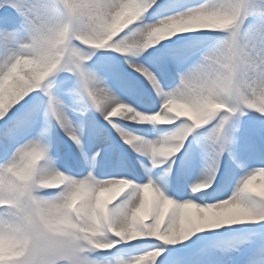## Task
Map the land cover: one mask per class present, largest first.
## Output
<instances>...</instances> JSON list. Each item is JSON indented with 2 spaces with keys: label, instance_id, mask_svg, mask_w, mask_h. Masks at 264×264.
I'll return each mask as SVG.
<instances>
[{
  "label": "snow or ice",
  "instance_id": "obj_1",
  "mask_svg": "<svg viewBox=\"0 0 264 264\" xmlns=\"http://www.w3.org/2000/svg\"><path fill=\"white\" fill-rule=\"evenodd\" d=\"M264 0H0V264H264Z\"/></svg>",
  "mask_w": 264,
  "mask_h": 264
},
{
  "label": "bare ground",
  "instance_id": "obj_2",
  "mask_svg": "<svg viewBox=\"0 0 264 264\" xmlns=\"http://www.w3.org/2000/svg\"><path fill=\"white\" fill-rule=\"evenodd\" d=\"M264 187V178H261L260 180L254 182L253 188L256 191H260L261 188Z\"/></svg>",
  "mask_w": 264,
  "mask_h": 264
},
{
  "label": "rangeland",
  "instance_id": "obj_3",
  "mask_svg": "<svg viewBox=\"0 0 264 264\" xmlns=\"http://www.w3.org/2000/svg\"><path fill=\"white\" fill-rule=\"evenodd\" d=\"M261 190H264V187H263V188H261V189H260V191H261ZM258 191H259V190H258Z\"/></svg>",
  "mask_w": 264,
  "mask_h": 264
}]
</instances>
